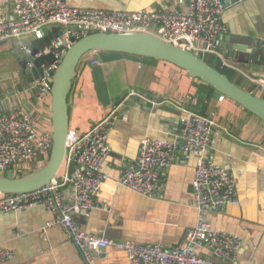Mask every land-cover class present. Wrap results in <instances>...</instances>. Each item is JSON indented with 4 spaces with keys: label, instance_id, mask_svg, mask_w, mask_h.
Instances as JSON below:
<instances>
[{
    "label": "crops",
    "instance_id": "0c3cea01",
    "mask_svg": "<svg viewBox=\"0 0 264 264\" xmlns=\"http://www.w3.org/2000/svg\"><path fill=\"white\" fill-rule=\"evenodd\" d=\"M14 2L0 0V21L13 19ZM223 2L226 33L219 37L218 49L225 51L236 69L254 76L250 78L264 79V0ZM69 4L109 11L183 12L188 8V0H69ZM58 32L57 28L47 31L45 37L49 35L52 41L46 50ZM6 55L11 53L0 54V106L32 111L42 126H52V96L38 105V86H23L20 65L16 59H1ZM3 61H8L12 72H4ZM78 70L69 109L70 129L85 133L101 120H114L108 137L111 153L102 169L109 179L97 197L99 207L91 213H75L79 227L118 242L160 244L168 249L182 243L196 223L192 188L196 155L175 154L160 172V186L152 197L119 186L117 180L134 164L145 138L181 142L179 121L186 110L214 121L210 158L237 179L240 204L209 213L208 222L214 231L241 237L237 264H264V121L229 99L219 102L214 95L193 107L183 98L201 91V81L169 63L102 53ZM238 76L235 72V82ZM62 195L68 200L73 189L64 187ZM52 219L43 207L0 215V248L13 253L10 262L0 264H84L62 228L46 227ZM198 252L214 258L205 248ZM97 264H129V260L125 253L107 248L99 252Z\"/></svg>",
    "mask_w": 264,
    "mask_h": 264
},
{
    "label": "built area",
    "instance_id": "2783aa9c",
    "mask_svg": "<svg viewBox=\"0 0 264 264\" xmlns=\"http://www.w3.org/2000/svg\"><path fill=\"white\" fill-rule=\"evenodd\" d=\"M225 10L223 0H188V8L183 12L109 11L73 7L69 0H15L13 19L0 21V44L24 37L38 42L51 28L59 29L50 48L55 51L57 62L46 70L43 78L34 81L39 89L36 103L43 105L51 99L52 77L48 71L59 66L67 50L73 46V38L79 41L95 34L150 35L201 59L204 57V60L212 54L224 67L236 70L235 65L227 60L225 51L217 47L219 37L226 33ZM31 51L25 48L27 54ZM237 71L244 73L240 69ZM249 80L264 96V79L249 77ZM183 100L192 104L198 101L193 95H187ZM225 100L224 96L218 99L219 102ZM184 112L178 131L181 142L145 138L140 143L136 161L117 180L119 186L152 197L160 186V172L171 164L175 154L198 157L192 180L196 223L178 246L168 249L160 244L118 242L103 235L86 233L77 224V211L91 213L99 207L97 197L109 179L102 169L111 153L108 137L114 125L112 117L95 123L85 133L69 129L65 159L57 176L48 185L31 193L0 194V215L45 208L53 215L46 227L62 228L84 264H97L99 252L107 248L125 253L129 264H237L241 237L214 231L207 220L211 212L240 204L237 179L210 158L214 121L190 111ZM52 147V126H42L32 111L0 106V172L11 171L17 176L32 171L40 163L46 165ZM66 186L73 189L68 200L62 195ZM201 248L207 249L215 259L201 255L198 252ZM12 259V252L0 248V262Z\"/></svg>",
    "mask_w": 264,
    "mask_h": 264
},
{
    "label": "water",
    "instance_id": "95a60500",
    "mask_svg": "<svg viewBox=\"0 0 264 264\" xmlns=\"http://www.w3.org/2000/svg\"><path fill=\"white\" fill-rule=\"evenodd\" d=\"M28 37L0 44V54L10 52L20 65L24 79L22 85L35 86L34 81L43 78L46 70L57 62L55 51L39 55L42 50ZM74 43L59 62L56 69H50L52 77L51 112L53 147L48 163L23 176L0 172V194H25L48 185L60 171L66 155V139L70 129L69 109L73 102L74 82L80 65L97 54L116 53L172 64L193 78L213 87L219 94L237 103L249 113L264 121V98L258 97L232 82L206 60L193 53L165 43L146 34H95ZM30 48L31 54L25 52ZM39 55L38 57H36Z\"/></svg>",
    "mask_w": 264,
    "mask_h": 264
},
{
    "label": "trees",
    "instance_id": "16d2710c",
    "mask_svg": "<svg viewBox=\"0 0 264 264\" xmlns=\"http://www.w3.org/2000/svg\"><path fill=\"white\" fill-rule=\"evenodd\" d=\"M51 39L49 37V35H47L46 37H44L43 39L39 40L38 42L40 43V50L42 51H45L47 48L50 47V43H51ZM145 59V58H143ZM151 61H155L153 59H149ZM218 60L215 58L211 59V60H206V62L212 66L213 68H215L216 70H218L219 72H221L222 74L226 75L232 82H234L235 84H237V82H235V78H234V74L235 72H233L232 69H229L227 67H224L222 64L220 65H217V63H219V61L217 62ZM161 62V61H159ZM166 63V62H164ZM200 81V80H199ZM202 84V89L201 91H197L195 96L197 97L198 101L195 105H192L193 107H196L200 104V101H208L209 99H211V96H216V97H220L222 96L221 94H219L213 87L207 85V84H204L202 82H200ZM238 86H240L242 89L245 90V88H243L241 85L237 84ZM248 92H251V91H248ZM252 94L258 96V97H261V94L260 93H256V92H251ZM262 98H264V96H262ZM227 99V98H225ZM191 105V104H189ZM42 166H44L42 163L36 165L33 170L37 169V168H41ZM28 172H25V173H20V174H17V176H23L25 174H27Z\"/></svg>",
    "mask_w": 264,
    "mask_h": 264
},
{
    "label": "rangeland",
    "instance_id": "374dc122",
    "mask_svg": "<svg viewBox=\"0 0 264 264\" xmlns=\"http://www.w3.org/2000/svg\"><path fill=\"white\" fill-rule=\"evenodd\" d=\"M213 58H215L214 57V55H212V54H209V55H207L206 57H205V60H211V59H213ZM1 59H9V61H13V60H15L16 58L13 56V55H10L9 57H8V55H6L5 57H3V58H1ZM202 59L204 60V57H202ZM218 61H219V63H217V65H220V64H222V62L219 60V59H217ZM217 61V62H218ZM2 65L5 67H3L4 69V72H7V71H11V68H10V64L8 63V61H6V62H4L3 61V63H2ZM12 72V71H11ZM233 72H236L239 76H238V80L236 81L237 82V84H239V85H241L243 88H249V89H251V90H254V92H256L257 94H258V86L255 84V83H253L251 80H249V77H254V76H252V75H250L249 73H240V72H238L237 71V69L236 70H233ZM78 74H79V70H78ZM236 78V77H235ZM75 81H76V79H75ZM75 83V82H74ZM260 93V92H259ZM261 94V93H260ZM263 95L261 94V97H262ZM74 130V129H73ZM76 131H78V130H76ZM79 132V131H78ZM79 133H81V132H79ZM9 172H11V171H9ZM9 172H7V174L9 173ZM30 172V171H29ZM28 172V173H29ZM27 173V174H28Z\"/></svg>",
    "mask_w": 264,
    "mask_h": 264
}]
</instances>
